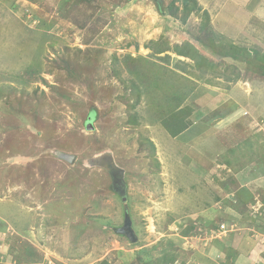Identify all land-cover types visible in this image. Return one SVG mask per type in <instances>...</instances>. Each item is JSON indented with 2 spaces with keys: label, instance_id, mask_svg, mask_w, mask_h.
Listing matches in <instances>:
<instances>
[{
  "label": "rangeland",
  "instance_id": "374dc122",
  "mask_svg": "<svg viewBox=\"0 0 264 264\" xmlns=\"http://www.w3.org/2000/svg\"><path fill=\"white\" fill-rule=\"evenodd\" d=\"M0 264H264V0H0Z\"/></svg>",
  "mask_w": 264,
  "mask_h": 264
},
{
  "label": "trees",
  "instance_id": "16d2710c",
  "mask_svg": "<svg viewBox=\"0 0 264 264\" xmlns=\"http://www.w3.org/2000/svg\"><path fill=\"white\" fill-rule=\"evenodd\" d=\"M173 51L180 56H184L192 60H196L197 57L200 56L202 57V59L206 60L204 56L199 54L200 52L198 51V49L188 41L184 44H176Z\"/></svg>",
  "mask_w": 264,
  "mask_h": 264
},
{
  "label": "crops",
  "instance_id": "0c3cea01",
  "mask_svg": "<svg viewBox=\"0 0 264 264\" xmlns=\"http://www.w3.org/2000/svg\"><path fill=\"white\" fill-rule=\"evenodd\" d=\"M246 1H247V0H232L233 3H245ZM248 1H251V0H248ZM252 5H253V4H252ZM252 8H253V6H251L250 9H248V8L246 9V8H245L244 11H246V10H247V11H249V10L251 11ZM253 9H254V8H253ZM247 13H248V12H247ZM245 15H246V14H245ZM234 236H235V235H234ZM234 236H233V237H234Z\"/></svg>",
  "mask_w": 264,
  "mask_h": 264
},
{
  "label": "water",
  "instance_id": "95a60500",
  "mask_svg": "<svg viewBox=\"0 0 264 264\" xmlns=\"http://www.w3.org/2000/svg\"><path fill=\"white\" fill-rule=\"evenodd\" d=\"M69 160L72 162V161L74 160V157H72V159H71V157H70ZM129 238H130V240H132V241L135 240V237H134V235H132V234H129Z\"/></svg>",
  "mask_w": 264,
  "mask_h": 264
},
{
  "label": "built area",
  "instance_id": "2783aa9c",
  "mask_svg": "<svg viewBox=\"0 0 264 264\" xmlns=\"http://www.w3.org/2000/svg\"><path fill=\"white\" fill-rule=\"evenodd\" d=\"M221 227H223V225H221Z\"/></svg>",
  "mask_w": 264,
  "mask_h": 264
}]
</instances>
